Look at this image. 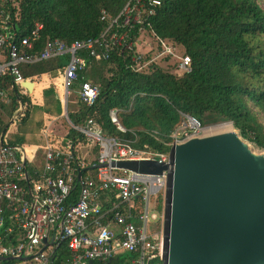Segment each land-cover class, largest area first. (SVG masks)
Wrapping results in <instances>:
<instances>
[{
  "label": "built area",
  "instance_id": "built-area-1",
  "mask_svg": "<svg viewBox=\"0 0 264 264\" xmlns=\"http://www.w3.org/2000/svg\"><path fill=\"white\" fill-rule=\"evenodd\" d=\"M161 4L162 0H127L114 17L102 11L107 25L99 35L70 43L47 37L40 47L42 23L19 34L10 14H0V80L9 83L0 89V97L4 100L14 92L20 106L10 124L21 122L31 105L22 100L28 94L23 83L41 78L24 75L22 66L61 58L65 62L52 83L68 124L65 137L51 133L57 119L46 114L40 131L44 144L11 142L8 127L0 133V264H93L119 257H125L123 264H168L166 192L172 168L137 172L114 162L150 159L170 165L171 149L136 146L137 138L106 133L92 117L77 123L68 105L72 92L89 106L101 92V85L83 74V51L96 60L108 58L115 49L132 51L139 70L170 57L179 72L190 70V56L154 33L155 50L145 56L136 51L139 35ZM109 115L125 132L117 110ZM183 116L170 134V148L206 129L198 119ZM91 153L94 158L89 161Z\"/></svg>",
  "mask_w": 264,
  "mask_h": 264
},
{
  "label": "trees",
  "instance_id": "trees-1",
  "mask_svg": "<svg viewBox=\"0 0 264 264\" xmlns=\"http://www.w3.org/2000/svg\"><path fill=\"white\" fill-rule=\"evenodd\" d=\"M127 0H0V14L9 13L15 30L27 33L42 23L39 47L47 37H59L70 43L95 37L105 28L104 10L116 16ZM146 32L179 46L191 58L190 70L179 72L170 57L136 69L134 52L113 50L108 58L96 60L81 53L86 78L101 85L93 105L79 103L70 114L77 123L92 117L109 133L137 138L139 147L167 152L171 132L183 114L207 122H232L242 135L264 148V8L259 0H162L149 19ZM145 32V33H146ZM135 36L137 29L131 32ZM65 62L63 58L22 66L26 76L50 72ZM8 79L0 80V89L8 88ZM13 111L18 96L7 93ZM43 105L34 108L51 113L61 108L52 85L43 91ZM24 101V99H22ZM6 102L0 97V108ZM28 111L22 122L34 112ZM117 115L126 131H120L109 112ZM12 111V112H13ZM1 127L7 126L2 123ZM42 115L36 127L42 125ZM170 150V149H169ZM169 152V151H168ZM161 196H158L160 206ZM123 258L95 261L93 264H121ZM125 260V257H124Z\"/></svg>",
  "mask_w": 264,
  "mask_h": 264
},
{
  "label": "water",
  "instance_id": "water-1",
  "mask_svg": "<svg viewBox=\"0 0 264 264\" xmlns=\"http://www.w3.org/2000/svg\"><path fill=\"white\" fill-rule=\"evenodd\" d=\"M23 85L31 90L33 82ZM114 165L148 173L172 168L168 264H264V148L233 123L176 142L170 165L150 159Z\"/></svg>",
  "mask_w": 264,
  "mask_h": 264
},
{
  "label": "rangeland",
  "instance_id": "rangeland-1",
  "mask_svg": "<svg viewBox=\"0 0 264 264\" xmlns=\"http://www.w3.org/2000/svg\"><path fill=\"white\" fill-rule=\"evenodd\" d=\"M260 5L264 8V0H259ZM136 51L139 52V54H143L144 56L146 54H151L153 50L156 48V44L152 40V36H150L147 32L144 34L139 35L137 39V44L135 45ZM41 84L40 86H42ZM45 86V85H44ZM39 88V81L35 84V90L37 91ZM69 113L72 115L76 112H78L79 109V102L77 99L76 93L72 92L69 96ZM17 108L15 111L11 110L12 105L11 104H5L4 108H0V117L3 119L2 123L7 124L4 128L1 127L0 124V133L3 132L5 128H7V137L9 141L11 142H17V143H26V144H44V140L41 136H38L40 134L41 128L36 127V120L40 119V116L42 115L40 110H36L34 108V112L31 114L29 118H26L24 122H18L17 124H10V121H12L13 117L17 114V112L20 110V106H16ZM13 111V112H12ZM61 108L59 109L58 106H54L53 112L49 114V116L52 118H56V127L55 129H52L51 133H58L62 137H65L67 135L68 131V124L64 116H61ZM71 119L73 120L72 116ZM261 120L264 121V117L261 116ZM74 121V120H73ZM206 128H215L218 129L219 127H231L232 122L226 121V120H217L216 122H207L205 125ZM38 131V135H37ZM106 133H109L106 131ZM112 134V133H110ZM169 149L170 146H169ZM167 149L166 151H170ZM94 158V154H87V159L90 161ZM170 196V189L168 188L166 192V197L169 199ZM169 206V204H168ZM168 206L166 210V217L168 219ZM123 260L120 262L121 264L124 263V257H122ZM157 260H154L153 263H155Z\"/></svg>",
  "mask_w": 264,
  "mask_h": 264
},
{
  "label": "crops",
  "instance_id": "crops-1",
  "mask_svg": "<svg viewBox=\"0 0 264 264\" xmlns=\"http://www.w3.org/2000/svg\"><path fill=\"white\" fill-rule=\"evenodd\" d=\"M41 78H39V80H33V87L30 90L29 88L26 87L28 94L25 95L22 99H24V101L30 103L31 105L29 106V110L28 111H32V109L34 108V106L36 105H43L44 103V96H43V91L45 88L49 87L50 85H53L52 80L56 79L57 74L55 76H53L50 72H45L40 74ZM39 81V88L36 91L35 90V84L36 82ZM41 84H43L42 86H40ZM45 85V86H44ZM25 87V86H24ZM11 93V92H10ZM3 101L6 102V104H11V98L7 96V98H5ZM19 105V104H18ZM46 114H50L48 112H43L42 114V120L44 119V116ZM22 122V121H21ZM43 123V122H42ZM42 126V125H41ZM40 126V128H41ZM37 135H38V131H37ZM40 136V134L38 135ZM37 144V143H36Z\"/></svg>",
  "mask_w": 264,
  "mask_h": 264
}]
</instances>
